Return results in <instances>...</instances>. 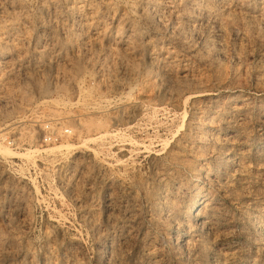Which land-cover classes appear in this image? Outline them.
Instances as JSON below:
<instances>
[{"label": "rangeland", "instance_id": "1", "mask_svg": "<svg viewBox=\"0 0 264 264\" xmlns=\"http://www.w3.org/2000/svg\"><path fill=\"white\" fill-rule=\"evenodd\" d=\"M0 143V264H264V0H0Z\"/></svg>", "mask_w": 264, "mask_h": 264}, {"label": "built area", "instance_id": "2", "mask_svg": "<svg viewBox=\"0 0 264 264\" xmlns=\"http://www.w3.org/2000/svg\"><path fill=\"white\" fill-rule=\"evenodd\" d=\"M57 129H55L52 125L47 124L44 129V137L43 140L44 142H51L53 141L57 136L56 132ZM64 133H69V129H63ZM7 144L10 145L11 147H15V141L13 139H8Z\"/></svg>", "mask_w": 264, "mask_h": 264}, {"label": "bare ground", "instance_id": "3", "mask_svg": "<svg viewBox=\"0 0 264 264\" xmlns=\"http://www.w3.org/2000/svg\"><path fill=\"white\" fill-rule=\"evenodd\" d=\"M210 4V3H209ZM77 5V4H76ZM161 6V5H160ZM141 9V8H140ZM160 9V8H159ZM163 9V8H162ZM87 39V38H86ZM129 49V48H128ZM127 49V50H128ZM140 59V58H139ZM165 71V70H164ZM235 101V100H234ZM77 120V119H76ZM76 122V121H75ZM79 124H81V123H79ZM73 126L74 127H77V124L75 123V124H73ZM57 129V128H56ZM198 131V130H197ZM4 138V137H3ZM10 151V149L6 146V145H3V144H1L0 143V152L2 153V154H5V153H7V152H9ZM98 217V216H97ZM54 237V236H53ZM53 242V241H52Z\"/></svg>", "mask_w": 264, "mask_h": 264}]
</instances>
